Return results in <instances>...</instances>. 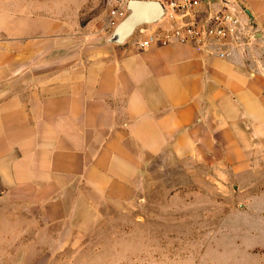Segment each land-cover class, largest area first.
Returning a JSON list of instances; mask_svg holds the SVG:
<instances>
[{
    "label": "crops",
    "instance_id": "obj_1",
    "mask_svg": "<svg viewBox=\"0 0 264 264\" xmlns=\"http://www.w3.org/2000/svg\"><path fill=\"white\" fill-rule=\"evenodd\" d=\"M232 1L245 38L208 48L108 43L43 4L0 8V198L24 195L49 226L69 193L134 201L155 161L264 170V0Z\"/></svg>",
    "mask_w": 264,
    "mask_h": 264
},
{
    "label": "rangeland",
    "instance_id": "obj_2",
    "mask_svg": "<svg viewBox=\"0 0 264 264\" xmlns=\"http://www.w3.org/2000/svg\"><path fill=\"white\" fill-rule=\"evenodd\" d=\"M24 3L64 13L75 33L105 38L117 24L116 0H0V8ZM227 172L211 160L155 161L134 201L69 193L65 217L49 226L24 195L0 198V264H264V170Z\"/></svg>",
    "mask_w": 264,
    "mask_h": 264
},
{
    "label": "built area",
    "instance_id": "obj_3",
    "mask_svg": "<svg viewBox=\"0 0 264 264\" xmlns=\"http://www.w3.org/2000/svg\"><path fill=\"white\" fill-rule=\"evenodd\" d=\"M130 0H116L110 11V22L118 24L127 14V4ZM164 8V24L155 29L142 26L138 29L136 46L146 49L153 45L167 46L173 43L194 44L201 48L213 45H228L240 43L245 38L240 14L234 8L232 0H153ZM219 3L214 9L212 4ZM206 4L205 10L200 7ZM115 24V26L117 25ZM169 25V27H166ZM211 52V51H209ZM218 55L226 56L225 50H219Z\"/></svg>",
    "mask_w": 264,
    "mask_h": 264
},
{
    "label": "water",
    "instance_id": "obj_4",
    "mask_svg": "<svg viewBox=\"0 0 264 264\" xmlns=\"http://www.w3.org/2000/svg\"><path fill=\"white\" fill-rule=\"evenodd\" d=\"M164 17L163 6L153 0H130L126 16L114 27L106 42L123 44L145 25H155Z\"/></svg>",
    "mask_w": 264,
    "mask_h": 264
}]
</instances>
